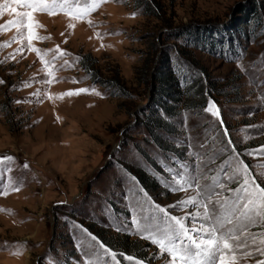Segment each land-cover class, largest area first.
Listing matches in <instances>:
<instances>
[{
    "label": "rangeland",
    "instance_id": "rangeland-1",
    "mask_svg": "<svg viewBox=\"0 0 264 264\" xmlns=\"http://www.w3.org/2000/svg\"><path fill=\"white\" fill-rule=\"evenodd\" d=\"M13 19L5 10L0 25ZM35 19L46 39L34 47L70 55L57 59L55 82L40 83L46 73L36 53L11 58L21 46L17 32L0 31V160L13 158L0 162V191L7 192L0 195V264H112L77 225L121 264H135L121 252L167 264L131 225V217L150 214L148 204L141 211L126 198L131 176L167 207L196 195L167 187L172 170L195 168L202 187H235L221 169L238 155L264 187V156L248 154L264 146V0H107L89 17L94 27L63 13ZM168 76L178 84L160 92ZM81 88L95 92L66 95ZM210 100L223 126L205 111ZM158 117L169 133L148 131ZM228 139L235 154L231 146L224 151ZM193 210L169 208L178 217Z\"/></svg>",
    "mask_w": 264,
    "mask_h": 264
},
{
    "label": "snow or ice",
    "instance_id": "snow-or-ice-1",
    "mask_svg": "<svg viewBox=\"0 0 264 264\" xmlns=\"http://www.w3.org/2000/svg\"><path fill=\"white\" fill-rule=\"evenodd\" d=\"M106 2L107 0H0V15L6 10L15 16V19L9 20L7 24L0 25V31L14 27L17 32L15 40L21 45L11 58L15 59L16 55L22 54L25 50L35 52L43 65L42 70L46 73V79L40 83L55 82L53 74L57 70L55 67L57 59L67 57L70 53L59 46L48 51L34 47V40L46 39L36 32L41 25L36 21L35 15L46 13L54 16L63 13L70 21H87L90 27H94L89 17ZM68 27L74 28L75 23H69ZM96 35L102 38V34ZM49 52L53 53L50 59L47 58ZM79 59L77 57L71 63L64 59L61 67H72ZM3 83L4 81L0 80V84ZM92 92H95L94 88H81L69 91L66 95ZM96 94L100 95V93ZM205 111L217 117L220 125L223 126L220 109L214 101L208 102ZM223 135L226 137L229 135L226 128ZM229 146L231 153L235 154L236 149L231 139H228L224 146L225 152L228 151ZM248 154L264 156V146ZM12 159L11 156L3 158V160ZM221 171L227 176L228 181L235 182V187H228L226 183L220 181L202 187L199 182L202 177L195 174V168L172 170L170 178L165 180L167 187L172 191L195 189L196 195L167 207L155 203L150 194L140 186L137 177H130L133 183L125 193L126 198L131 196L135 201V207L140 208L141 211H144V204H148L147 211L150 213L142 218L131 217V225L134 226L137 235L157 246L160 253L166 254L167 264H242L245 259H253L257 256L259 259H255V264H264V187L258 182L259 174L254 175L251 166L238 155L234 163H230L227 169ZM11 190L19 191L18 188ZM224 192H234L235 195L230 198L212 199L213 196L220 197ZM6 194V191H0V195ZM176 207H192L194 210L186 212L183 217H178L170 214L169 211V208ZM226 207L227 212L224 211ZM77 227L95 242L93 247L98 245L99 249L103 250V256L111 258L112 264H121L116 251L106 246L88 229L79 225ZM251 228H258L259 231L253 233L250 231ZM13 254L18 255L19 252ZM85 255L87 256V253ZM95 255L99 258L101 254L97 252ZM119 255L127 261L135 260V264H144L142 260L132 255H125L123 252ZM84 264H96V261L85 259Z\"/></svg>",
    "mask_w": 264,
    "mask_h": 264
},
{
    "label": "trees",
    "instance_id": "trees-1",
    "mask_svg": "<svg viewBox=\"0 0 264 264\" xmlns=\"http://www.w3.org/2000/svg\"><path fill=\"white\" fill-rule=\"evenodd\" d=\"M198 38V36H197ZM170 77V78H169ZM166 80L161 79V90L160 92H162L164 89H166L169 85L174 86L175 84H178L177 81H172V77L168 76L165 77ZM167 118L172 117L171 113H169V111H167L166 113ZM150 125L148 126V131L151 132L153 135L155 132H163V133H169L170 132V124L168 123V121H166L164 118L162 117H158L157 119L150 121L149 122Z\"/></svg>",
    "mask_w": 264,
    "mask_h": 264
}]
</instances>
